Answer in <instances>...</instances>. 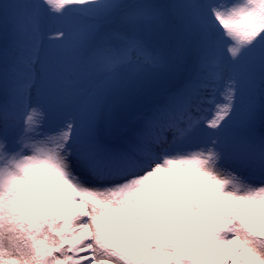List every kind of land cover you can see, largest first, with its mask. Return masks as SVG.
I'll return each instance as SVG.
<instances>
[{
    "label": "snow or ice",
    "instance_id": "1",
    "mask_svg": "<svg viewBox=\"0 0 264 264\" xmlns=\"http://www.w3.org/2000/svg\"><path fill=\"white\" fill-rule=\"evenodd\" d=\"M0 264H264V0H0Z\"/></svg>",
    "mask_w": 264,
    "mask_h": 264
},
{
    "label": "rangeland",
    "instance_id": "2",
    "mask_svg": "<svg viewBox=\"0 0 264 264\" xmlns=\"http://www.w3.org/2000/svg\"><path fill=\"white\" fill-rule=\"evenodd\" d=\"M150 2H153L152 0H150ZM171 2V0H170ZM231 250V246H229L227 249H225V251L221 254V260L223 261L226 257H227V254L228 252Z\"/></svg>",
    "mask_w": 264,
    "mask_h": 264
},
{
    "label": "trees",
    "instance_id": "3",
    "mask_svg": "<svg viewBox=\"0 0 264 264\" xmlns=\"http://www.w3.org/2000/svg\"><path fill=\"white\" fill-rule=\"evenodd\" d=\"M155 3H165V2H169L170 0H152Z\"/></svg>",
    "mask_w": 264,
    "mask_h": 264
}]
</instances>
